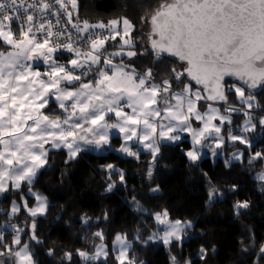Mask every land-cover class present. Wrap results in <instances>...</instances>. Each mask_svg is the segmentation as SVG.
Listing matches in <instances>:
<instances>
[{"label": "snow or ice", "instance_id": "snow-or-ice-1", "mask_svg": "<svg viewBox=\"0 0 264 264\" xmlns=\"http://www.w3.org/2000/svg\"><path fill=\"white\" fill-rule=\"evenodd\" d=\"M146 22L151 26L149 46L138 53L134 25L127 18L81 21L78 0H0V196L27 186L35 205L29 207L21 192L22 204L13 201L7 215L15 216L23 207L32 218L30 240L37 244L42 242L36 217L46 215L49 205L32 185L52 149H66L70 160L88 148L111 149L136 159L140 151L148 150L155 162L161 144L179 146L187 134L191 146L184 154L196 163L204 148H211L213 156L219 154L216 149L225 143L222 130L228 141L251 150L253 139L247 133L255 132L257 124L264 128V105L257 100V90L264 91V0H171ZM117 37L122 41L119 50L109 52L106 43ZM65 53L71 58L61 63ZM149 53L159 63L174 57L181 67H172L169 78L157 83L152 67L141 72L134 63H125V58L131 61ZM53 103L60 110L55 118L52 111H44ZM232 113L246 117L240 135L226 128L232 124ZM196 123L199 127L193 126ZM113 130L122 140L118 149L111 144ZM260 136L264 139V132ZM243 155L238 151L232 159L241 160ZM260 159L264 151L253 153L248 162ZM105 167L110 181L118 175L124 182V173L115 165ZM258 178L264 180V173ZM107 187L110 191L115 182ZM208 195L212 200L217 190L212 188ZM248 207V201L234 205L238 215ZM154 215L163 227L145 244L158 240L170 246L182 241L192 227L191 221L170 220L167 209ZM5 230L14 233L12 245L19 246L17 250L4 243ZM23 232L15 224L0 225L5 249L0 257H6L0 264H37L29 243L21 241ZM93 236L105 239L102 231ZM112 244L117 264H136L125 233H117ZM95 249L94 253L77 249L76 254L85 262L103 258L107 264L108 245L96 244ZM260 251L264 253V246ZM52 252L49 249L48 254ZM72 255L64 254L68 261ZM205 255L201 247L200 259ZM171 260L179 264L175 256Z\"/></svg>", "mask_w": 264, "mask_h": 264}, {"label": "trees", "instance_id": "trees-1", "mask_svg": "<svg viewBox=\"0 0 264 264\" xmlns=\"http://www.w3.org/2000/svg\"><path fill=\"white\" fill-rule=\"evenodd\" d=\"M166 1L78 0V15L81 21L90 23L127 18L134 25L132 38L139 53L149 46L146 20ZM121 43L117 38L106 44L107 50H118ZM68 59L64 56L62 60ZM129 62L141 72L152 67L159 83L169 78L172 67H181L170 58L164 63L154 62L150 53L137 55ZM229 100L236 102L234 95ZM257 100L264 105V91L258 93ZM262 132L264 128L257 125L255 132L250 133L253 148L248 150L238 144L244 150L243 158L229 165L221 157L213 161L210 156L192 163L184 154V149L191 146L188 139L179 146L164 143L155 162L150 151H141L139 159L122 157L112 150L82 151L70 160L64 149L52 150L48 164L33 184L49 205L46 215L36 217V234L42 243L30 240L32 218L24 209L12 217L6 212L0 215L24 229L21 241L29 243L37 264H105L103 260L82 261L76 254L77 249L94 247L99 240L93 236L97 231L104 233L103 241L108 246L117 233H125L132 244L130 256L143 264H172L173 256L179 264H264V253L260 251L264 242V180L255 177L257 172H264V159L248 162L253 153L264 151ZM120 141L117 137L116 144ZM231 147L225 150L228 152ZM108 164L124 173L123 183L118 175L109 180L105 167ZM112 181L115 187L109 191L107 186ZM155 188L158 191L153 192ZM212 188L217 195L210 200L208 193ZM8 195L9 192L2 205L7 204ZM237 201L249 203L239 215L234 209ZM165 209L170 220H191L192 227L186 230L182 241L170 246L157 241L145 244L159 228L154 214ZM10 234L13 232L6 236ZM0 247L4 250L2 244ZM201 247L206 249L204 259H200ZM49 249L53 250L51 255ZM110 251L107 264H117ZM65 252L73 254L71 261L65 258Z\"/></svg>", "mask_w": 264, "mask_h": 264}, {"label": "rangeland", "instance_id": "rangeland-1", "mask_svg": "<svg viewBox=\"0 0 264 264\" xmlns=\"http://www.w3.org/2000/svg\"><path fill=\"white\" fill-rule=\"evenodd\" d=\"M150 29H151V26H150V24H147V26H146V31H147V33H149V31H150ZM5 51L7 50V49H4ZM119 50V49H118ZM114 51H117V49L116 50H112L111 52H114ZM67 60H61L60 62L61 63H65ZM115 62H119V60L118 61H115ZM125 63H131V62H129V61H126L125 60ZM41 70H43V66H41ZM157 83H159V82H157ZM236 103V102H235ZM235 103H233V104H235ZM127 110V109H126ZM201 111H204V108H201L200 109ZM44 111H46V112H48V111H52V113H53V118H55V116H58V115H60V110L59 109H57L56 108V105L53 103V104H50V106H49V108L48 109H45ZM221 112L223 113V109H221ZM240 114H242V113H240ZM231 116H232V124L231 125H226V128L227 127H231L232 129H233V133L234 134H236V135H240V134H242L241 132H240V126L243 124V122H244V120L246 119V117L242 114L241 116H238L237 115V113H232L231 114ZM257 119V117L256 116H254V121ZM214 123H219V121H214ZM257 125H259V124H257ZM194 127H199V124L198 123H196V124H194L193 125ZM251 133V132H250ZM250 133H247V135L249 136V138L251 139V135H250ZM222 135H224L225 136V143H224V145L221 147V148H219V149H216V151L219 153L218 155H215V156H213L212 155V152H211V148H204L202 151H203V154H202V156H201V158L200 159H202L203 157H205V156H210V158H211V160H213V161H215L218 157H221L222 158V160L225 162V164H226V161L228 162L226 165H229V164H231L232 162H235V161H241V160H233L232 159V154L233 153H236V152H243L244 153V150L242 149V147H240L238 144H240L238 141L237 142H231V141H228V139H227V131L226 130H222V133H221ZM117 137H120V135H119V133H117L115 130H113V132H112V140H111V144H112V147L113 148H116V149H118L119 147H120V144L122 143V140L120 141V143L117 145L116 144V139H117ZM121 139V138H120ZM184 139H188L189 140V142H190V140H191V137L189 136V135H187V134H184ZM207 143L209 144V145H214V142L212 141V140H209V141H207ZM164 144V143H163ZM163 144H161L160 145V150H161V147H162V145ZM233 145V146H232ZM231 147V148H229L228 149V152L225 150V149H227L226 147ZM46 147H48L47 145H46ZM190 148V146L188 147V148H186V149H184L185 151H187L188 149ZM52 150H56V149H52ZM51 150V151H52ZM65 151H66V149H64ZM109 150H111V149H108V150H104V151H96L95 149H91V148H88V149H86L85 151H90V152H98V153H103V152H107V151H109ZM134 151L135 150H137L136 148H134L133 149ZM142 151H148V150H142ZM67 152V151H66ZM118 152V151H117ZM49 153H50V151H49ZM49 153H48V155H49ZM122 157L123 156H127L126 154H123V153H120V152H118ZM140 153H141V151H140ZM152 155V154H151ZM243 158V157H242ZM199 159V160H200ZM42 170V169H41ZM40 170V171H41ZM39 171V172H40ZM38 172V173H39ZM261 173H264L263 171H261V172H257L256 174H255V177H257L258 178V176L261 174ZM38 175V174H37ZM37 177V176H36ZM35 180H36V178H35ZM35 180H34V182H35ZM34 184V183H33ZM32 190L34 191V192H36V193H38V194H40V195H42V196H44L45 197V195L44 194H42L41 192H39V191H37L34 187H33V185H32ZM21 192L25 195V199H27V201H28V206L29 207H32V206H34L35 205V203H36V201H35V199L33 198V197H31V196H28L27 195V192H28V188H27V186H22V189H21ZM21 192H12V191H10L9 192V195H8V202H7V204L5 205H2V202H3V198H4V196L6 195V193L5 194H3L2 196H0V213H4V212H6V214L8 213V212H10V209H11V204H12V202L13 201H16V203L17 204H22V202H21V200H20V195H21ZM48 202V201H47ZM21 209H23V207H21ZM26 211V210H25ZM26 213H27V211H26ZM28 214V213H27ZM29 215V214H28ZM7 216H9V215H7ZM172 221H175V220H172ZM181 221H191V220H181ZM192 222V221H191ZM8 224H15V222H11V221H9V220H7L6 219V217L5 216H3L2 217V215H0V225H8ZM16 225V224H15ZM162 225H159V228H158V230H160V229H162ZM157 230V231H158ZM7 232H12L11 230H5L4 231V236H5V241H4V243H7V244H9L10 246H13V250H17L18 249V247L19 246H15V245H12V239H13V236H14V233L13 234H10V235H7L6 236V233ZM184 236H186V234L184 235ZM128 239V238H127ZM128 241L131 243V241L128 239ZM113 242V241H112ZM157 242H160V241H158L157 240ZM100 243H105L104 241H100V240H97V242L95 243V245L96 244H100ZM95 245H94V247L92 248V249H86V250H84V251H87V252H89V253H94L95 251H96V249H95ZM262 246H264V242L261 244V247ZM131 247H132V244H131ZM112 248H113V244H111V246H108V251L109 250H112ZM0 251H5V249L3 250L1 247H0ZM111 252V251H110ZM112 253V257H113V259H115V256L117 255V253L116 252H111ZM129 256H130V251H129ZM131 257V256H130ZM4 259H6V257H0V260H4ZM82 260V259H81ZM101 260H103V258H101ZM82 261H84V260H82ZM116 261V260H115ZM117 263V262H116ZM171 263H172V260H171ZM136 264H140V261H136Z\"/></svg>", "mask_w": 264, "mask_h": 264}, {"label": "built area", "instance_id": "built-area-1", "mask_svg": "<svg viewBox=\"0 0 264 264\" xmlns=\"http://www.w3.org/2000/svg\"><path fill=\"white\" fill-rule=\"evenodd\" d=\"M53 23H55L54 19H53ZM93 23H96V22H93ZM104 23H107V22H104ZM69 27H70V26H69ZM121 27H122V26H121ZM13 29L16 30V26H15V25H13ZM97 31H100V30H97ZM105 34H106V33H105ZM117 38H120V37H117ZM117 38H116V39H117ZM109 42H111V40L108 41L106 44H108ZM64 56H67V57L71 58L70 55H69V54H66V53L64 54ZM177 69H179V68H177Z\"/></svg>", "mask_w": 264, "mask_h": 264}, {"label": "water", "instance_id": "water-1", "mask_svg": "<svg viewBox=\"0 0 264 264\" xmlns=\"http://www.w3.org/2000/svg\"><path fill=\"white\" fill-rule=\"evenodd\" d=\"M166 2H171V0H168V1H166ZM166 2H164V3H166ZM164 3H162V4H164ZM162 4H161V5H162ZM161 5L157 8V10L160 9ZM157 10H156V11H157ZM156 11L154 12V14L156 13ZM154 14H153V15H154ZM170 59H172L173 61L177 62L176 58H174V57H173V58H170ZM257 92L260 93L261 91H260V90H257Z\"/></svg>", "mask_w": 264, "mask_h": 264}]
</instances>
